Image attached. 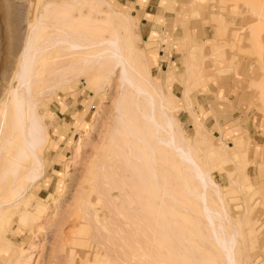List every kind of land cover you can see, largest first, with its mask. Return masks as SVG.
<instances>
[{"label":"rangeland","instance_id":"374dc122","mask_svg":"<svg viewBox=\"0 0 264 264\" xmlns=\"http://www.w3.org/2000/svg\"><path fill=\"white\" fill-rule=\"evenodd\" d=\"M53 1L67 0H0V111L8 110L0 127V264H229L217 247L220 228L188 191L201 189L202 176L190 182L187 160L154 135L153 118L168 125L170 116L205 173L207 203L225 211L233 257L264 264V0H210L207 40L187 29L151 42L116 0H79L62 12ZM42 19L50 32L117 40L127 70L104 53L93 64L91 50L39 56L52 34L37 31ZM129 73L157 101L138 95ZM15 89L36 102L38 174L17 150Z\"/></svg>","mask_w":264,"mask_h":264},{"label":"bare ground","instance_id":"6f19581e","mask_svg":"<svg viewBox=\"0 0 264 264\" xmlns=\"http://www.w3.org/2000/svg\"><path fill=\"white\" fill-rule=\"evenodd\" d=\"M50 3L53 4V8L56 7L57 10L60 9V12H62L67 7L69 8L70 6L71 7L77 6V4L79 3V0H67V1H63L62 3H58V2L53 1ZM97 5H98V3H97ZM99 5L102 6V4H99ZM58 6L60 8H57ZM44 20L45 19L40 20L41 25L39 24L40 27L36 28L39 33L50 32L49 28L51 27V25L48 24V21H46V20L44 21ZM33 26L35 27V25H33ZM54 32L56 34H55V36H52V34ZM50 34H51L50 35L51 39H49L44 46H42V47L38 46L39 54H41L39 56H42V54H45V53L47 54L48 52H50L53 49L59 50L60 48L61 49L62 48L67 49L68 48V49L80 50V51L81 50H87V51L91 50L93 53V61H94L93 64L97 63V56L104 53V54H106L105 61H109L110 64L113 63V67L117 64H120L122 66L123 70H125V69L127 70V65H126L127 61H126L124 54L122 53L121 45L115 39H106V40H103V39L99 40L98 39L97 40V37L95 35L87 36V34H85L83 32L72 33L67 29L66 30L63 29L62 27H57V29L55 31H51ZM37 35H40V34H37ZM97 47H99V48H97ZM29 56H30L29 51H26L23 53V59L27 60V58H30ZM30 61H31V59H30ZM23 63L26 64V61ZM102 65H104V64H102ZM24 67H26V65ZM25 75L27 76V72L24 74V76ZM22 76H23V74H22ZM127 79H128V83L131 85V87L136 89V91L138 92V95H140L142 93L145 96L149 97V100L147 98L146 99L148 102L150 100L152 101L150 103L151 105H152L153 101L154 102L157 101L155 97H158V96H155V97L151 96L148 89L145 88V86H144V88L147 89L148 92L145 91V89L142 87L143 85L141 86L140 83H137V81L130 75V73H129ZM55 83H60V82H54V84ZM148 84L149 85L151 84V86L154 87V85L150 82V80H149ZM10 95H11V99H10L9 105L12 106V107L11 106L10 107L13 109L12 112H13L14 122L16 121V126L14 128V131L18 135V144H17L18 148H17V150H19L20 152H24L25 155H27V157H29L33 161V163L35 162L33 170H35V172L38 174L40 171V169H39L40 165H39L38 159L36 158L38 155V152H37L38 150H36L34 148L35 146L33 143H35L34 141H37L36 140L37 138H38V140H39V138H41L40 135L42 133L41 132L42 129H41V125L39 124L37 119H35L33 114H31V113H33V110L35 109L34 105L36 102H35L33 96L32 97L28 96L23 91L18 90V89H15L14 91H12V93ZM162 99L158 98V104H160L159 105L160 107L164 106L162 104ZM164 109H165V107H164ZM147 110L149 111V107ZM154 110L155 109L152 110V108L150 110L151 111V117H153V115L156 114V111H154ZM7 111L8 110H5V109L0 111V127L2 126V122L5 119V116H7L6 115ZM165 112L166 111H164V113ZM160 113H161V111H160ZM163 115L161 117H163ZM165 116H166V118H165ZM151 117H149V118H151ZM154 117L156 118V115ZM167 117H169V116L164 115L163 118L166 119L165 122H167V124H168ZM169 118H171V120L169 121L168 125H165L166 123L159 122L157 120V118L156 119L153 118V120H152V118L150 119L153 121V126H155V128H156V129L153 128V130H155L154 135H158L157 137H158V141H159L161 147L165 148L166 150H169L170 153L172 152L174 155V158L176 160H178V161H182L183 159L187 160L186 162H183L184 166H185L186 174L189 177L187 179H190L192 176L195 178V176L198 174L200 176H202V181L200 183L201 189L199 191H196L193 188H188V191H189V193H191L197 197H201V199L203 200L204 210H205V214L207 215V219L209 220V222H211V224L216 223L217 225L216 224L215 225L220 228V232L218 234L217 233H215V234L217 235V237H219V240H220V244L217 247L220 249V252H222L223 260L225 261V256H227L228 260H229V264H238L239 261L233 257V251H232V246H234L235 241H233L232 235L225 232V227L222 224V221L225 218V215H224L225 211L223 214L222 210L220 211V210L212 209L209 206V203H207V199H206L205 194H204V191L206 190L205 185H208V183L206 182L205 176H204L205 173L202 171L201 167L195 162L193 156L191 155V153L186 148L187 145H186V147L183 145L182 139L176 133L175 125H173V124H175V121L172 122L173 119L171 116ZM27 119H30V121H31V124L28 126L26 124ZM160 120H161V118H160ZM148 122H150V121L148 120ZM3 124H4V122H3ZM150 124H147V126H149ZM147 126H146V128H147ZM13 127H14V125H13ZM153 130H151V131H153ZM162 130H164L163 132H166L168 134L164 135ZM177 131H179V130L177 129ZM153 133H154V131H153ZM180 134H182V133L180 132ZM144 140H145V138L142 141H144ZM145 142H146V140H145ZM15 163L17 164V162H15ZM190 182H191V179H190ZM186 184L188 185L187 182H186ZM22 187H21V183H20V185H16L14 187V190H13V195L15 196V195L19 194L20 192H22ZM158 190L160 192L158 194V197H160V199H162L165 196L166 191H165L164 187H162V186L158 187ZM211 214H215L216 219H214L211 216ZM228 244H230L231 247H229ZM223 252H226L225 253L226 255H224Z\"/></svg>","mask_w":264,"mask_h":264},{"label":"crops","instance_id":"0c3cea01","mask_svg":"<svg viewBox=\"0 0 264 264\" xmlns=\"http://www.w3.org/2000/svg\"><path fill=\"white\" fill-rule=\"evenodd\" d=\"M124 9L138 18V30L141 39L155 41L157 36L167 33L184 32L197 37H204L209 32L211 15L210 0H116ZM193 5L195 17H190V6ZM204 40L205 39L204 37ZM165 44L164 42L161 45ZM165 56L160 55V57ZM158 59V56H157ZM159 60V59H158Z\"/></svg>","mask_w":264,"mask_h":264}]
</instances>
